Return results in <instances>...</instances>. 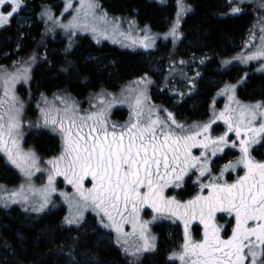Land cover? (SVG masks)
Wrapping results in <instances>:
<instances>
[{
    "label": "snow or ice",
    "instance_id": "1",
    "mask_svg": "<svg viewBox=\"0 0 264 264\" xmlns=\"http://www.w3.org/2000/svg\"><path fill=\"white\" fill-rule=\"evenodd\" d=\"M3 5H9L11 10L6 15L0 13V25L18 12L22 0H0V6ZM72 7L71 0H66L65 11ZM98 9L96 0H79L75 15L59 27L70 37L77 31H91L97 42L99 37L108 38L111 28L113 34L119 32L133 45L151 46L148 35L139 41L125 35L120 31L119 17L110 21L106 12L97 15ZM239 11L238 7L233 8V12ZM44 17L58 23L48 8L41 13V18ZM98 23L104 25L103 29ZM178 25L179 17L168 33L174 41L178 38ZM71 44L69 39V48ZM260 58H264V36L259 48L241 57L242 60ZM27 71L25 68L24 73L0 75L4 85V96L0 97V152L28 181L27 188L22 183L6 198L0 197L5 206L9 202L27 205L32 197H38V206L33 204L31 210L42 212L57 191L56 177H63L74 189L72 196L60 193L70 208L66 224L79 227L84 213L91 209L104 228L116 233V242L123 252L134 258L129 264H137L140 253L155 250L156 237L149 225L160 217L175 218L184 225L183 243L179 251L172 252L170 260H178L180 264H264V162L250 154V145L264 138V101L242 104L235 99L236 85L228 84L222 94H232L228 95L230 103L224 110L213 112L206 122L186 126L171 112L161 118L160 110L147 104L146 86L151 80L145 76L136 82L145 88L134 90L136 94L128 98L131 109L128 121L117 126L110 124L107 117L116 97L104 89L95 94L99 104L91 105L94 110H83V114L76 102L60 98L62 109H40L43 126H50L60 135L62 148L59 155L45 161L50 166L47 184L37 189L31 178L34 172L42 171L39 157L21 148L24 105L10 87L20 79L27 80ZM231 103L236 107H231ZM217 121H222L226 129L223 134L213 136ZM230 133L235 134L236 140L230 139ZM237 140L239 158L226 164L219 176H213L210 156L215 157L225 148H236ZM194 149L201 150L199 155L193 154ZM239 166L244 169L243 176L232 183L222 180L225 171H235ZM196 172L199 175L193 183L200 191L193 198L181 201L176 196L165 195L166 189L183 188L186 178L191 179L189 174ZM207 177L211 178L210 182L204 183L201 178ZM86 182L91 187H86ZM0 191L8 192V189L0 188ZM145 208L157 214L153 221L142 219ZM218 214L231 218L227 224L230 232L217 223ZM193 222L203 226L199 240L193 239L189 231ZM125 225L131 226V232L125 231ZM133 237L137 243L129 246V238ZM74 251L71 248L67 253L70 264H78Z\"/></svg>",
    "mask_w": 264,
    "mask_h": 264
},
{
    "label": "rangeland",
    "instance_id": "2",
    "mask_svg": "<svg viewBox=\"0 0 264 264\" xmlns=\"http://www.w3.org/2000/svg\"><path fill=\"white\" fill-rule=\"evenodd\" d=\"M28 0H22V2H26ZM149 2L156 3L157 5L164 6L168 5L170 1H172L173 5L175 6V12L172 18L164 19L162 29L154 28L147 22H140L137 15L135 14H116L108 11V9L103 5L101 0H96V3L99 5V9L97 10V15L101 14V11L106 12L108 14V19L110 21L114 20V18L119 17V25L120 31L124 32L125 35H131L132 38L136 40H141L145 35H148L151 38V46L150 47H143L141 44L137 43L133 45L131 40L126 39L125 36H121L119 32L113 34L111 28L108 31V38L99 37V42H97V38L94 37L91 31H77L75 35L71 36L68 32L64 29L59 27L60 23H68L71 20L72 16L75 15V8L79 7V0H71L73 5L72 8H69L65 11L66 0H60L59 4L55 7L50 5H43L39 12V18H41V13L45 8L50 9L51 14L55 21L58 23H54L53 20H48L47 17H44L41 23V33L40 37L37 39V45L34 50L30 52L31 56L35 57V60H32V57L24 59L23 55L18 54L21 46L19 43H16L14 52V61H12L9 65H0V75H3L5 72L10 74L15 73H24L25 68L28 69L27 71V80L20 79L14 85H11V91L19 98L20 101L23 102V137L20 140L21 148L24 151H33L37 157H39V166L42 169L40 172H34L31 183L35 186V188L39 189L42 188L44 185L47 184V176H48V169L49 165L45 163V161L52 159L53 157L59 155L61 148H62V140L60 135L57 132H53L51 127H44L43 121L41 117V108H58L62 109L64 104L61 103L60 98L67 99L66 94H58L55 98L45 96L44 93H39L41 98V102H35L32 106V109L28 108V105L31 104V70L34 67V64L39 60L41 55L47 54V48L49 42H61L63 47L64 55L66 56L67 62L70 61L68 58L69 54L73 51V48L80 44V42L84 39H87L90 44H93L97 47H101L103 45H107L112 48H116L121 51L133 52V53H143L144 55L141 56L142 60L147 65V70L151 74L144 75L141 77L133 78L129 81L123 82L116 90H105L107 93H111L113 96L116 97V101L112 104V106L108 109L107 117L110 124H116L117 126L124 124L128 121L131 109L129 107L128 98L135 95L136 89H144V85H138L136 82L141 80L143 77H147L151 80V83L147 84L146 86V93H147V104L150 106H155L156 109H159V115L161 118H165L167 112H171L175 119L178 122L184 123L186 126L192 123H199V122H206L211 117L213 112L219 113L223 111L226 104H229L228 94H222V90L225 88V85L231 84L236 85L235 88V99L238 100L242 104H253L262 100H248V99H241L238 96V89L242 86V84L246 81L248 72L254 74H264V58L254 59V60H242L241 57H246L252 54L257 48L261 46V37L264 36V0H223L222 5L226 4V9L233 11V8H239L241 11H246L250 13L252 19L250 21L249 27L245 30L242 34V37L237 41V44L231 47V50L226 53L222 54H208V53H201V52H193V49L200 46V43L194 41L191 37L186 39L183 34L182 24L185 18L192 13V7L190 6L191 3L188 0H147ZM246 5H245V4ZM190 9V10H188ZM11 10L9 5L0 6V13L6 15ZM21 8L18 10L16 14L9 18L6 24L0 25V31L7 27L11 19L15 16V30L20 32L22 28L29 27L30 25H34L37 23V20L33 17V12L31 9L27 8L23 10V13H20ZM179 17V25L177 28L178 31V38L174 41L173 38L168 35L171 27L177 21ZM98 27L103 29L104 25L98 23ZM22 38L20 35L19 39ZM69 39H71L72 44L69 48ZM33 40V39H32ZM184 42V43H183ZM160 46H163L161 49ZM154 51H157L156 54H153ZM8 54L3 52L2 57H6ZM44 58V57H43ZM42 58V59H43ZM44 60V59H43ZM215 60L219 64L221 63L222 66L219 68L220 71L228 70L230 67H238L235 69V73L233 74V80H224L220 79L219 77L213 78L208 77V81H205L206 84H216V89L212 91L209 100L206 103L205 109H200L196 107L198 102L195 99V95L200 93V88L198 86L200 81H203L205 78L199 73V71L204 73L206 68V64L201 67L200 69L197 67L199 61H213ZM184 61L183 64L180 62ZM252 67H251V65ZM243 67V71L239 73L240 67ZM248 67V68H247ZM217 67H214V70ZM207 70V69H206ZM217 70V69H216ZM209 78L211 80H209ZM100 92V91H99ZM98 92V93H99ZM38 93V92H37ZM163 94L165 99L159 100L158 96ZM4 96V85L0 82V97ZM38 96V94L36 95ZM34 98H37V97ZM48 97V98H47ZM95 95L89 96L86 100L82 103H78L74 99H67L69 103L76 102L77 106L82 110L92 111L94 110L91 105H98V99L94 98ZM38 100V99H37ZM47 101V104L45 103ZM187 104L185 107L188 109L187 111L196 113V117L192 114L187 116L185 111H182L180 105ZM231 107L235 108L236 104L231 103ZM120 110L122 114L115 116V112ZM166 110V111H164ZM184 110V109H183ZM121 118H124L121 120ZM33 126H29V124ZM37 123L40 124L39 127L35 126ZM226 129V125L222 121H217L213 125V136L221 135ZM41 130L45 134H50L52 138L56 141V151L52 152L46 158L40 157V155L33 149L32 147V137L36 136V131ZM231 140H236L235 134H229ZM239 141L237 140V147L236 148H225L223 152L217 153L215 157L210 156V160L212 161V175L219 176L220 170L224 168V166L230 162H235L239 156ZM200 149H194L193 154L199 155ZM250 154L251 156L256 159L257 161L264 162V138H258L257 143H253L250 145ZM2 156V161L6 168H9L15 174L13 179H5L2 181L0 179V188L8 189V192L0 191V197H7L11 190L18 188L22 183L27 188L28 181L24 177V175L17 169L14 165L7 161L6 156L0 152ZM195 171V170H193ZM198 172L195 175L191 173L190 181L193 183L198 177ZM244 175V169L242 166L236 168L235 171L228 170L224 172L222 177L223 181H227L228 183L234 182L239 176ZM60 178L63 177H56L55 182L58 180L60 183L55 184L59 185V191L57 190L51 197V203L42 211V212H34L31 210L33 204L38 206L39 198L32 197L30 202L27 205H21L19 203L13 204L8 203L5 206L3 200H0V214H3L8 211H12L15 208H18L21 212L29 216H36L39 217L45 213L51 211H57L60 207H62L63 215L60 224L63 225L65 228L70 229H83L85 225L91 229L92 232L96 234L99 240L115 244L119 250L122 251L126 260L129 262L134 258L126 255L122 247L117 244L116 242V233L110 228H104L100 224V218L93 212L91 209L87 210L84 213V220L81 222L79 227L76 225H68L65 222V217L69 215L70 208L69 204L65 201L64 197L60 195V193H69L73 195L74 191L67 189L63 190L64 187L62 186V182ZM210 177H207L203 180L204 183L210 182ZM194 184V183H193ZM184 189V188H183ZM182 189V190H183ZM194 192L193 193H180L181 190L177 189H166V194L171 197L174 195H178L177 192L179 191L180 195H178V199L181 201H187L188 199L193 198L197 193H199V187L194 184L193 185ZM184 194V195H183ZM206 194V190H205ZM58 195L60 198H55ZM25 208L27 211H25ZM52 209V210H50ZM149 210L142 211L141 217L144 220L153 221V216L157 214L152 212L150 208ZM87 213H91L94 215L93 217L90 215H86ZM217 223L221 226L226 228L227 232H230V228L227 227V224L230 220L229 217L223 214H218ZM167 221V222H165ZM106 222V221H105ZM172 222V223H168ZM195 223V222H193ZM151 234L156 237L155 240V250L142 252L139 254V258L137 264H140L146 257L153 256L156 254L158 249V241L167 244V250H165V260L166 263L172 264H180L178 260H170L169 257L171 256L173 251H179L180 246L183 243V232H184V225L183 222L180 220H176L175 218H166L160 217L157 218L155 221L150 223L149 225ZM159 228L163 229L164 237H161ZM203 226L201 225V233L199 236V230L190 231L192 238L195 240H199L202 238V230ZM99 230H101L99 232ZM125 231L131 232V226L125 225ZM161 237V239H159ZM137 243L135 238H129V246L134 245Z\"/></svg>",
    "mask_w": 264,
    "mask_h": 264
},
{
    "label": "trees",
    "instance_id": "3",
    "mask_svg": "<svg viewBox=\"0 0 264 264\" xmlns=\"http://www.w3.org/2000/svg\"><path fill=\"white\" fill-rule=\"evenodd\" d=\"M101 1L108 11L116 14H135L140 22H147L157 29H162L164 19L172 18L175 12L172 1L164 6L147 0ZM188 1L193 11L185 18L182 29L186 39L191 37L200 43V46L193 49L195 53L221 56L228 53L250 25L252 16L248 12L238 17L220 18L223 0ZM59 2L60 0L22 2L20 13L30 8L37 23L17 32L14 16L10 24L0 31V65H9L14 61L16 43L20 44L18 54L23 55L24 59L28 56L33 57L30 52L35 49L41 33L42 20L38 17L40 9L43 5L55 7ZM20 35L22 38L19 39ZM3 52L8 55L2 57ZM156 53L157 51L153 52ZM143 55L121 51L107 45L97 47L84 39L73 48L68 56L70 61L67 62L62 43L49 42L47 54L41 55L39 60L42 61L36 62L31 70V104L28 108L32 109L35 102L42 101L39 93L53 96L55 99L58 94H66L68 100L74 99L82 103L101 89L116 90L125 81L144 75L151 76L146 63L142 60ZM202 63L207 65L203 73L205 79L198 84L200 93L192 99L198 102L196 107L205 109L212 91L217 87L215 82L211 85L206 84L208 77L233 80L232 76L238 67L233 66L220 71L222 64L215 60ZM214 67H217V70H214ZM242 71L240 68L238 74ZM35 96L37 98H34ZM238 96L241 99L264 101V74L248 72L246 81L238 89ZM158 99L163 100L165 96L160 94ZM186 106L185 103L180 105V108L187 116L192 114L196 117L197 114L187 111ZM120 114H122L120 110L115 112V116ZM31 140L40 157L46 158L56 149V141L44 132L33 136ZM14 176L13 171L6 168L0 160V179L4 181L7 178L13 179ZM62 215L63 210H57L39 217L29 216L18 208L0 214V264H70L67 253L71 248L75 249L74 255L78 264H129L115 244L99 240L87 227L89 225H85L83 229L63 227L60 224ZM159 230L161 237H164L163 229ZM165 248L167 244L160 240L156 254L146 257L140 264H167L164 257L167 250ZM93 257L96 259L93 260Z\"/></svg>",
    "mask_w": 264,
    "mask_h": 264
},
{
    "label": "flooded vegetation",
    "instance_id": "4",
    "mask_svg": "<svg viewBox=\"0 0 264 264\" xmlns=\"http://www.w3.org/2000/svg\"><path fill=\"white\" fill-rule=\"evenodd\" d=\"M245 4V3H244ZM246 5V4H245ZM222 9H223V11H222V13H220L219 15V17L220 18H222V19H225V18H232V17H238V16H240V15H243V14H246L247 12L245 11H239V12H233V11H231V10H228V9H226V4L224 3L222 6ZM198 64V68L200 69L201 67H203L204 66V64L201 62V61H199V62H197ZM220 66H222V65H220ZM240 68H242L243 69V67H241V66H239ZM251 67H252V65H251ZM248 68V67H247ZM199 73L204 77V75L202 74V72L201 71H199ZM209 77H212V76H209ZM124 118H121V120H123ZM40 132H42L41 130H39V131H36V134H38V133H40ZM48 135H50V134H48ZM54 139V138H53ZM55 140V139H54ZM32 147H33V149L35 148V146L33 145V143H32ZM35 150V149H34ZM56 151V150H55ZM54 151V152H55ZM36 152H37V150H36ZM0 160H1V162H2V164H4L3 163V161H2V156L0 155ZM5 166V165H4ZM190 176H191V173L189 174ZM60 179H62V180H60L62 183V186L64 187V189L63 190H65V189H67L68 191H70V190H73L74 191V189L72 188V186L71 185H69V184H67V182L63 179V178H60ZM60 182L57 180L56 182H55V184H59ZM193 183L190 181V179H188V178H186V181H185V185H184V189L183 188H181V189H179V190H181L182 192H180V193H186V194H188V193H193L194 192V189H193ZM57 187H56V189L59 191V185H56ZM85 186L86 187H91V184L90 183H87L86 182V184H85ZM185 188H187L188 189V191L185 189ZM183 189V190H182ZM61 190V189H60ZM178 190V189H177ZM71 192H69V193H67L69 196H72V194H70ZM180 193H179V191L177 192V194L178 195H180ZM183 194V195H184ZM165 195L166 196H168L167 194H166V192H165ZM178 195H174V196H176V198L178 199ZM181 196V195H180ZM55 198H60V196H58V195H56L55 196ZM189 200V199H188ZM59 208H57V206H56V209H58V210H64L62 207H60V202H59ZM50 210H52V209H50ZM146 210H149L148 208H145L144 209V211H146ZM86 215H90V217L92 216H94V215H92L91 213H87ZM225 217V216H224ZM170 219H172V218H170ZM231 219V218H230ZM178 221V220H177ZM165 222H167V221H165ZM168 223H172V222H168ZM200 228H201V225L198 223V222H195V223H192L191 225H190V227H189V230L190 231H192V229L193 230H199L200 232H199V236H200V233H201V230H200ZM202 230H203V228H202Z\"/></svg>",
    "mask_w": 264,
    "mask_h": 264
}]
</instances>
